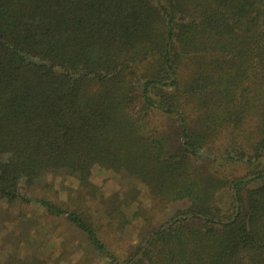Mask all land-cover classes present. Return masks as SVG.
Masks as SVG:
<instances>
[{
  "label": "trees",
  "instance_id": "1",
  "mask_svg": "<svg viewBox=\"0 0 264 264\" xmlns=\"http://www.w3.org/2000/svg\"><path fill=\"white\" fill-rule=\"evenodd\" d=\"M5 223L0 264H264V0H0Z\"/></svg>",
  "mask_w": 264,
  "mask_h": 264
},
{
  "label": "rangeland",
  "instance_id": "2",
  "mask_svg": "<svg viewBox=\"0 0 264 264\" xmlns=\"http://www.w3.org/2000/svg\"><path fill=\"white\" fill-rule=\"evenodd\" d=\"M95 177H96V180L99 182H102L103 179H106V178L108 179L112 178L113 180L116 179V177L111 172L102 173L99 169H96ZM110 184H111L110 188H106V191H104L107 194L114 193L118 188L116 183L111 181ZM162 222H163L162 216L158 215L157 217L153 218L150 224L146 225L142 221H140L139 223H136L135 225L131 226L128 229V231L123 235L116 234V233H113V231L108 230L105 232V234H103V237L107 241L111 249L118 256L125 257L127 256V254L129 255V253L138 245L139 241L143 238V236L146 235L144 232V228H146L148 232H153L158 228L159 224ZM59 224H60L59 229H62L64 231V233L67 235L70 242L72 240L71 243L78 244L76 236L73 235V233L69 234L70 233L69 228L63 222H60ZM4 225L6 226V229L0 233V241L3 237L4 238L7 237V239L10 238L9 236L12 234L11 232L14 230L13 224L5 223ZM59 243H60V240L58 238L53 239L52 245L50 247V251L54 255H58L60 253ZM12 252L14 251L11 250V248L7 247L6 250H4L2 245L0 244V260L5 259L7 253H12ZM83 256L84 255L81 252L79 254H76L75 256H72L71 259L73 261H77V260L83 259ZM23 257H24V251L22 252L21 258ZM100 264H108V262L104 260Z\"/></svg>",
  "mask_w": 264,
  "mask_h": 264
}]
</instances>
